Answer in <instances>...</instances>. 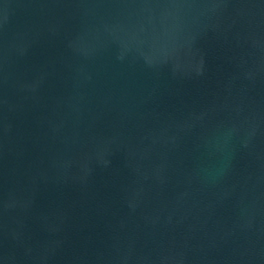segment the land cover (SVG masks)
I'll return each instance as SVG.
<instances>
[{"label": "water", "instance_id": "water-1", "mask_svg": "<svg viewBox=\"0 0 264 264\" xmlns=\"http://www.w3.org/2000/svg\"><path fill=\"white\" fill-rule=\"evenodd\" d=\"M0 264H264V0H0Z\"/></svg>", "mask_w": 264, "mask_h": 264}]
</instances>
